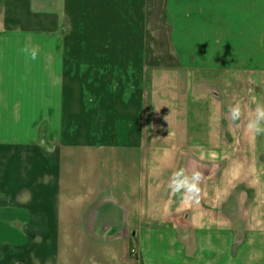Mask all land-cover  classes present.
I'll return each instance as SVG.
<instances>
[{
  "label": "crops",
  "instance_id": "0c3cea01",
  "mask_svg": "<svg viewBox=\"0 0 264 264\" xmlns=\"http://www.w3.org/2000/svg\"><path fill=\"white\" fill-rule=\"evenodd\" d=\"M184 73L246 125L264 0H0V264H264V135L208 137L206 199L151 183V77Z\"/></svg>",
  "mask_w": 264,
  "mask_h": 264
},
{
  "label": "rangeland",
  "instance_id": "374dc122",
  "mask_svg": "<svg viewBox=\"0 0 264 264\" xmlns=\"http://www.w3.org/2000/svg\"><path fill=\"white\" fill-rule=\"evenodd\" d=\"M168 32V28L160 29L152 27L150 34L152 56L156 54L154 58H157L158 51H160L165 59L162 63H166L167 66L175 63L174 56H172L167 44L170 39ZM152 62L159 65L158 61ZM150 84L152 124L151 164H155L156 162L158 167L159 159L165 163L164 165L160 163L161 167L163 165L165 169H161L163 173L160 177H157L155 172H151V183L159 184V181H162L168 184L175 171L184 168L191 172L193 170L191 164L198 161V171L202 175L201 193L198 198L206 199V196H208L205 185L207 184V180L202 170L207 166L206 148L208 137H214L215 143H217L219 136L223 132H229L230 127V133L234 135L240 134L239 132L242 131H249L246 125L237 126V123L225 127L222 125L221 117H223V110L217 111V108H213L212 97L214 95L207 86L206 76H187L186 73L182 76H152ZM216 93L215 100L221 108L224 94L222 92ZM231 95L236 96L237 94ZM175 148L177 150H185V154L179 156H185L191 151L195 155L189 154V156L184 158L176 157L169 152L165 155V150H175ZM161 152L163 153V157L157 158ZM252 159L257 160L256 158ZM176 199L178 200V198ZM206 203V201L202 202L204 208L209 207Z\"/></svg>",
  "mask_w": 264,
  "mask_h": 264
},
{
  "label": "clouds",
  "instance_id": "9594fccd",
  "mask_svg": "<svg viewBox=\"0 0 264 264\" xmlns=\"http://www.w3.org/2000/svg\"><path fill=\"white\" fill-rule=\"evenodd\" d=\"M36 57L37 51L33 50L31 58L36 59ZM228 114L230 120L237 122L238 126L243 114L242 106L239 103L229 106ZM246 128L253 136L264 135V104H256L255 108L248 113ZM201 182L202 175L198 170L193 169L189 172L180 168L172 174L168 188L172 195L181 200L196 201L201 193Z\"/></svg>",
  "mask_w": 264,
  "mask_h": 264
}]
</instances>
